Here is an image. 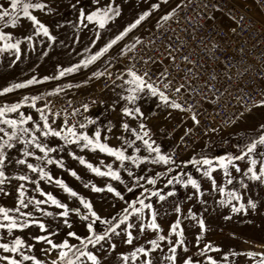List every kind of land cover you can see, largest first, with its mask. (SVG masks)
<instances>
[{"label": "rangeland", "instance_id": "rangeland-1", "mask_svg": "<svg viewBox=\"0 0 264 264\" xmlns=\"http://www.w3.org/2000/svg\"><path fill=\"white\" fill-rule=\"evenodd\" d=\"M189 1L167 0V3H164L163 0H115V5H118L120 8V15L111 20L105 28L101 29L95 23H89L86 20L81 23L79 19L81 10H84L86 14L95 10L97 6L92 3V0H42V2L49 5L51 11L42 12L35 10L33 11V15L37 16L48 27L50 35L55 37V40H50L43 34L35 35L33 26L27 19H21L16 28H12L11 26L0 28V30L11 34L15 39L21 41L18 52L15 49H4L6 41H0V49H3L0 50V92H3L5 88L12 87L14 84H27L33 78L41 82L28 85L24 88L14 89L11 92L0 95V106L21 102L26 96H44V99L37 101V107H44L47 103L53 113L59 112L61 115L57 118V124L62 123L66 113H71L74 109H80V112L75 117H70V123L83 121L85 117L95 119L96 123L88 126L87 131L89 134L91 135L94 130L99 128L102 132V139L104 135L109 137L107 141L109 146L120 147L122 141L116 139V137L123 135L129 139H134L130 133H124L120 125L126 121L131 127L136 128L140 120H132L121 113L122 107L127 104L126 101L120 99L119 94L122 93V89L117 87L122 81L116 77L107 88H104L101 86V82L106 78L107 74L96 78L93 76V73L104 72L105 69L109 72L111 69L116 68L128 47L136 45L137 39L140 41L144 36L162 25L165 21L161 17L173 13L174 9L177 12ZM5 2L6 0H0V3ZM107 3H109V0H102V4ZM153 5H159V7L153 8ZM145 12H148L149 15L136 28L132 29L121 40L112 45L108 52L94 63L89 64L87 67L83 66L84 61L108 45ZM2 23L0 22V24ZM28 36H32L31 41L25 39ZM15 39L8 42L14 43ZM76 65H81L79 70L72 73L65 72L64 76H60L61 71H65ZM45 77L49 79L45 80ZM127 78L125 76V79ZM67 85H80V87L73 86L69 88ZM57 88L63 89L58 95H46ZM122 94L127 95L128 93L123 92ZM84 104L89 105L87 112L83 111L82 105ZM138 104L144 113L143 123L147 126L149 132L158 134L161 130L168 129L174 121H178L180 118V112L177 109L164 106L156 98L145 97L138 101ZM19 111L23 112L26 116L32 115L33 119H39V114L33 108L23 106ZM17 116L18 113L8 114L9 118H16ZM52 118L51 116L49 117V122H51ZM109 123L113 126L110 133L106 131ZM261 125H264V109L251 111L227 129L214 134L210 139L211 141L189 157L177 162V165H182V162L189 161L193 157L216 159L238 152L236 146H243L254 140L255 134H259L262 131ZM28 126L31 127L30 124ZM152 136L151 133L150 137L153 138ZM153 140L156 145L160 146L164 154L171 145L170 142L159 140L156 137ZM58 143H60L58 139L50 138V144L55 145ZM137 144L140 146L141 152L136 153L134 149H129L128 154L141 157L148 156V153L144 151V146L139 141ZM260 150L264 149H258V151ZM69 152H75L77 156H83L87 162L92 163L93 166L100 167L102 171H107V169L104 165L100 164V161H104L105 165L113 164L114 158L99 151H80L75 145H72L59 154L63 158V168L57 167L55 164L48 166V170H50L51 175L55 179L62 180L68 187L77 192L79 197H83L86 201L90 202L92 209L102 219H111L118 216L122 212V209L127 207L125 201L136 199L143 191L139 187L133 192L126 190L134 182L133 178L129 177L126 171L120 170L123 183L113 180L108 176H99L84 165H81L79 160L73 159L69 155ZM11 154L13 156L18 155L15 150ZM53 155L56 154L54 153ZM237 163L240 164L242 169L247 167L243 162L238 161ZM118 166L119 162L113 164L114 169L118 168ZM126 167L136 177L154 178L156 177V173H164L163 176L157 178L155 186L147 184L146 179L140 180V183L145 188L153 191L163 189L162 194H166L168 191H175L176 194L174 196L167 197L164 201H159L157 197H151V201H146V203L151 202L153 204L154 209L158 213L157 223L163 229L161 234L165 236L168 235L170 226L177 219L178 214L174 211L175 207L179 205L181 208V227L184 231L183 238L187 251H183L182 248L177 249L176 264H184V261L189 257H191L193 264H210L209 257L215 260L216 264H259L264 259V185L245 181L249 185L245 191L244 189H239L238 183L235 184V187L243 195V200L233 201L232 203L236 206H239V203L247 205V201L251 199L256 202L257 207L256 209L248 208L247 211L241 210L238 213H234L231 210V205L222 206L219 203L220 200L226 199V197L211 191L210 183L201 178L196 166H171L173 167L172 172H167L166 169L169 166L150 162H145L138 168L131 162H126ZM5 171L6 175H12L14 173H22L26 169L23 166L17 167L13 164ZM72 171L76 173V176L71 175ZM182 173L190 174L200 180L202 190L207 194L199 199L194 197L189 200L188 196L194 191L190 186L185 188L180 184L173 183V185L165 187L168 179L173 176H179ZM213 175L216 177L218 183H222V176L219 172L213 173ZM233 175H237L234 170ZM183 178L186 179V177ZM20 183L23 182L12 180L11 183H6L3 186L8 195L0 193V206L5 208H15L17 206V186ZM86 184L89 186L85 187ZM109 184L122 193L124 196L123 200L106 190V186ZM91 185L105 190L95 192L92 190ZM35 187L34 184H26V188L28 189L26 196H34L41 200L45 199V197L33 191ZM40 188L45 193H51L56 199L67 204L69 208L79 207L82 213H87V210L81 206L78 198L71 197L69 193L65 192L63 188L55 183L41 181ZM200 199L204 200L205 203H201ZM41 207L53 213L62 211V209H58L50 205V203L49 205H41ZM189 209H191V213L198 219L204 220L206 231L202 234L197 220L189 217ZM30 210L31 206L29 209H24L26 212ZM35 215L39 217L40 213L37 212ZM225 217L231 218L225 219ZM42 219L50 229L58 232V235L52 237L56 242L67 238L70 243L78 244V241L67 237V232L70 230L76 232L81 237L89 235L86 227L87 222L81 220L77 215L71 214L69 216V221L72 224L71 229L64 226L62 218L43 217ZM135 220V216L131 217V221L134 222ZM106 227L107 225L99 221L94 225L97 232H102ZM121 227L124 226L122 225ZM132 233L133 236L138 237L132 244L124 242L126 239L124 235L113 236L111 242L116 245L115 250L97 251L91 245L89 246V250L96 253L100 259V264H125L121 258L122 255L130 256L136 247L142 245L146 248L150 247L147 241L156 238L157 235L156 232L151 230H146L141 235L138 232V228L133 229ZM3 234L5 239L0 242H9L14 236H19L26 243L35 244V248L31 254L41 260L47 259L41 251L47 245L36 243L32 240L33 236L44 234L40 232L38 227L32 226L23 231L16 230L12 236H8L6 232ZM198 235H202L199 242L196 239ZM171 239L175 241L176 237L172 236ZM206 245H210L211 249H219V251L207 249L204 254H201V250L205 249ZM104 247L108 249L109 245L105 244ZM161 248L163 252L158 249L151 254L153 264H169V262L162 261L163 255L167 254V242H163ZM24 251L28 254L26 249ZM249 252L256 253L257 255H246ZM0 255L13 256L15 254L4 253L3 250H0ZM55 256L56 253L53 252L52 258H55ZM15 258L19 259L20 257L15 256ZM144 259L141 255L135 261L130 259L127 264H141ZM0 264H5V262L0 261ZM24 264H31V261H26ZM86 264H90V262L86 261Z\"/></svg>", "mask_w": 264, "mask_h": 264}, {"label": "snow or ice", "instance_id": "snow-or-ice-1", "mask_svg": "<svg viewBox=\"0 0 264 264\" xmlns=\"http://www.w3.org/2000/svg\"><path fill=\"white\" fill-rule=\"evenodd\" d=\"M163 2L167 3V0H163ZM92 3L97 6L94 11L88 14H86L84 10L80 11L79 19L81 23L86 20L89 23H95L99 28L103 29L111 20L120 15V8L118 5H115V0H109V3L107 4H102V0H92ZM73 7H75V5H73ZM152 7L158 8L159 5H153ZM35 10L42 12L51 11L49 5L42 2V0H6L5 3H0V22H3L0 24V28H8L9 26L16 28L21 19H27L31 22L35 35L43 34L50 40H55V37L50 35L48 27L42 23L37 16L33 15V11ZM174 12L175 9L173 10V13ZM173 13L166 14L161 17V19L167 21ZM147 15H149L148 12L143 13L134 23L129 25L108 45L84 61L83 66L87 67L89 64L94 63L97 59L107 53L112 45L116 44L117 41L121 40L128 34V32L136 28V26L139 25ZM233 31H235V29H233ZM14 39L15 38L11 34L0 30V41H6L4 49H15L18 52L21 41L15 39L14 43L8 42ZM25 39L31 41L32 36H28ZM136 43L139 44L141 42L137 39ZM134 47L135 45H132L128 47L127 50L131 51ZM169 58L173 63L175 62L176 58L172 56L170 52ZM184 60L188 61V57L185 56ZM148 62L149 61H144L146 64ZM80 67L81 65H76L65 71H61L60 76H64L65 72L72 73L77 71ZM189 71H191V69H189ZM105 74L109 77L112 75L111 72H108V70L105 69L104 72H94L93 76L99 78ZM125 76L128 78L125 79ZM168 76L169 71L165 68L159 74L158 79L153 81L148 71L140 73L139 70L135 68V64H133L132 67L127 68L124 73L117 76V79L122 81L117 87L122 89V93H128L127 95H123L122 93L119 94L120 99L127 102V104L121 109L122 115L129 117L132 120H140V123L136 128L131 127L126 121L120 125L124 133H130L131 137H134V139H129L123 135L116 137V139L122 141L120 147L109 146L107 143L109 137L104 135L102 139V132L99 128L94 130L91 135L89 134L87 131L88 126L95 124V119L85 117L83 121L70 123V117H75L80 112V109H74L71 113H66L62 123L57 124V118L61 115L59 112L53 113L47 103L44 107H37V101L44 99V96H26L21 102L0 106V193L8 195L3 186L6 183H11L12 180L23 182L17 186V206L15 208H5L0 206V230H2L0 231V241L5 239L4 232H6L8 236H12L16 230L23 231L26 228L35 226L44 234L33 236L32 240L36 243L47 245V247L41 249L47 259L41 260L31 254L35 248V244H28L21 237L14 236L9 242H0V250H3L4 253H12L15 255H0V261H4L5 264H24L26 261H31V264H86V261L90 262V264H100V259L96 253L89 250L90 245L97 251H112L116 248V245L111 242L112 237L121 235L126 236L125 243L132 244L135 239H138V237L133 236L132 230L138 228V232L141 235H143L146 230L156 232V238L147 241V244L150 245V247L146 248L142 245L136 247L131 252L130 256L122 255L121 258L125 264H127L130 259L132 261L137 260L141 255L145 258L141 264H153L151 254L158 249L163 252V249L161 248L163 242H167L168 248L167 254H164L162 257V261L169 262V264H176L177 249L182 248L183 251H187L185 240L183 238L184 231L181 227V208L179 205L175 207L174 211L178 214L177 219L170 226L168 235L165 236L161 234L163 229L157 223L158 213L154 209L153 204L151 202L146 203V201H151V197H157L159 201H164L167 197L174 196L176 193L173 190L168 191L166 194H162L163 189L153 191L145 188L140 183V180L146 179L147 184L155 186L157 178L163 176L164 173L158 172L154 178L136 177L134 173L126 167V162H131L137 168L145 162L163 164L164 166H169L166 169L167 172L173 171V167L171 166H196L201 178L210 183L211 191L226 197V199L219 201L222 206L231 205V210L234 213H238L241 210L247 211L248 208L256 209L257 204L251 199L247 201V205L239 203V206H236L232 202L243 200V195L239 189H244L245 191L248 189L249 185L245 181L264 185V150L258 151V149H264V125H261L262 131L257 139H254L243 146H236L238 149L237 154H229L216 159L208 157H193L189 161L182 162V165H177L171 155L164 154L160 146L156 145L154 140H151L150 132L147 129V126L143 123L144 113L141 111L138 104V101L150 96L158 99L166 107L191 113V119L194 123L199 124V120L197 119L195 112H193L192 105L184 107V105L178 100L172 99L166 94L167 91L172 90L173 88V82L168 79ZM44 79L47 80L49 78L45 77ZM40 82L41 81L33 78L32 80H29L27 84H14L10 88L3 89V92H0V95L11 92L14 89L24 88L28 85ZM161 84L163 85L162 88L160 87ZM125 85H127V87H125ZM73 86L80 87V85H67L69 88ZM185 87L186 85L181 83L174 88V91L175 93H181ZM62 90V88H57L46 95H58ZM93 103H95V101H93ZM261 103H264V101ZM23 106L35 109L39 114V119H33L32 115L29 114L26 116L23 112L19 111ZM82 108L84 112H87L89 110V105L84 104L82 105ZM9 113H18V116L16 118H9ZM50 116L53 117L51 122H49ZM29 124L31 127L28 126ZM112 127L111 123H109L106 131L110 133ZM50 138H56L60 143L52 145L50 144ZM138 141L144 146V151L148 153V156L141 157L128 154L129 149H134L136 153L141 152V148L137 144ZM72 145H75L80 151H99L100 153L113 157V164L119 162L118 168L114 169L113 164L105 165L104 161H100V164L104 165L107 169V171H102L100 167L93 166L92 163L87 162L83 156H77L75 152H69V155H71L73 159L79 160L81 165H84L99 176H108L113 180L121 181V183H123L120 170L126 171L127 175L132 177L134 181L132 186L127 187L126 190L128 192H133L139 187L142 188L143 191L136 197V199L125 201L127 207L122 209V212L118 216L112 217L111 219H102L92 209V204L90 202L86 201L83 197H79L78 193L68 187L62 180L55 179L51 175L50 170H48V166L54 164L60 168L64 167L63 158L60 157L59 154L65 149L70 148ZM13 150H15L18 155L13 156L11 154ZM54 153L56 155H53ZM238 161L243 162L247 167L242 169L240 164L237 163ZM13 164L17 167L23 166L26 171L19 174L14 173L12 175H6L5 170ZM233 170L237 175H233ZM216 172L221 174L222 183H218L216 177L213 175V173ZM71 175L76 176V173L72 171ZM183 177H186V179ZM41 181L55 183L63 188L65 192L69 193L71 197L78 198L81 206L87 210V213H82L81 208L79 207L69 208L67 204L56 199L51 193H45L40 188ZM173 183L180 184L185 188L190 186L191 189L194 190L193 193L188 196L189 200L194 197L199 199L207 194L202 190L200 180L187 173H182L179 176H173L168 179L165 187L173 185ZM237 183L239 184V189L235 187V184ZM26 184H34L36 187L33 191L37 192L40 196L45 197V199L41 200L34 196H26L28 191ZM88 186L89 185L87 184L85 185V187ZM91 187L95 192L105 190L96 187L95 185H91ZM106 190L114 193L121 200L124 199L122 193L113 188L112 185H107ZM200 202L205 203L202 199H200ZM49 203L58 209H62V211L53 213L47 211L46 208L41 207V205H49ZM30 206V211H24V209H29ZM37 212L40 213L39 217L35 215ZM71 214L77 215L81 220L87 222L86 227L89 235L81 237L76 232L70 230L67 232V237L78 241V244L70 243L67 238L60 242L54 241L52 237L58 235V232L50 229V227L43 222L42 218H62L64 226L71 229L72 224L69 221V216ZM133 216L136 218L134 222L131 221V217ZM189 217L193 220H197L201 229V234L206 231L204 220L198 219L192 214L191 209H189ZM230 218L231 217H225V219ZM97 221L107 225L102 232H97L94 228ZM122 225L124 227H121ZM172 236L176 237L175 241L171 239ZM201 238L202 235H198L196 238L197 242H199ZM105 244L109 245L108 249H105ZM24 249L27 250L28 254H26ZM207 249H211V246L206 245V248L201 250V254H204ZM211 250L219 251V249ZM53 252L56 253L55 258H52ZM246 255L255 256L257 254L249 252ZM15 256H19L20 258L16 259ZM209 261L210 264H216V261L211 257H209ZM184 264H193L191 257L186 259ZM259 264H264V259H262Z\"/></svg>", "mask_w": 264, "mask_h": 264}, {"label": "built area", "instance_id": "built-area-1", "mask_svg": "<svg viewBox=\"0 0 264 264\" xmlns=\"http://www.w3.org/2000/svg\"><path fill=\"white\" fill-rule=\"evenodd\" d=\"M140 42L101 86L107 88L133 64L153 81L168 69L173 88L166 94L184 107L192 105L199 120L196 124L191 113L177 109L178 121L158 134L150 132L151 140L171 143L165 154L176 163L249 112L264 109V0H190ZM181 83L185 89L175 93Z\"/></svg>", "mask_w": 264, "mask_h": 264}, {"label": "trees", "instance_id": "trees-1", "mask_svg": "<svg viewBox=\"0 0 264 264\" xmlns=\"http://www.w3.org/2000/svg\"><path fill=\"white\" fill-rule=\"evenodd\" d=\"M260 133H261V131H260ZM260 133L259 134L258 133L255 134V136H256L255 139L258 138V135H260Z\"/></svg>", "mask_w": 264, "mask_h": 264}]
</instances>
